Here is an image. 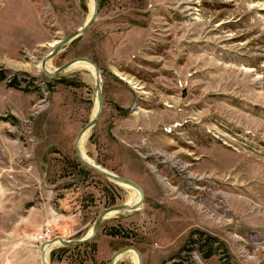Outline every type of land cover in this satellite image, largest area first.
<instances>
[{
    "label": "rangeland",
    "instance_id": "374dc122",
    "mask_svg": "<svg viewBox=\"0 0 264 264\" xmlns=\"http://www.w3.org/2000/svg\"><path fill=\"white\" fill-rule=\"evenodd\" d=\"M98 2L46 69L96 63L104 107L82 153L145 197L47 261L109 264L132 245L143 264H264V0ZM92 6L0 0V264H42L48 239L81 240L103 209L139 200L74 146L98 109L95 71L41 69Z\"/></svg>",
    "mask_w": 264,
    "mask_h": 264
},
{
    "label": "water",
    "instance_id": "95a60500",
    "mask_svg": "<svg viewBox=\"0 0 264 264\" xmlns=\"http://www.w3.org/2000/svg\"><path fill=\"white\" fill-rule=\"evenodd\" d=\"M94 2V9H93V13L91 14V17L89 18V20L85 23V25L83 27H81L79 30H76L70 34H68L67 36H65L64 38L58 40V42L54 45V48L47 54L45 55V57L42 59L41 61V65H42V71H44L48 76H56L62 72H64L65 70H67L69 67H71L72 65H75L79 62H86L88 64L91 65V67L94 68L95 71V76H96V88H97V98H98V109L96 112V115L94 116V118L91 119V121L85 125L81 131H79V134L77 136L76 139V143H75V147H76V151L78 154L79 159L84 162L85 164H87L88 166L94 168L96 171L102 173L103 175L107 176L108 178L131 186L133 188H135L139 193H140V199L139 201L134 204V205H129L127 203L121 204V205H115L112 207H109L108 209H103V211L100 213V215L98 216V218L96 219L94 226L92 228L91 234H89L88 236H86L85 238L81 239V240H77V241H72V240H65L63 238L57 237L52 241H47L49 244L52 242H60L63 245L66 246H82L85 244L90 243L91 241H93L96 238V235H98L99 231H100V227H101V222L103 221V219L110 213H114L117 211H123V210H135L136 208H139L143 202H144V191L141 188V186L137 183H135L134 181L132 182V180L125 178V177H121L118 175H115L111 172L105 171L104 169L100 168L99 166L92 164L90 161L84 159V157L82 156L81 150L79 149V141L81 140L82 136L84 135V132L88 131L90 128H92V126H94L96 124V122L99 120V118L102 115V111H103V94L102 92V78H101V73L99 70V67H97L96 63L93 62L91 59L86 58V57H77V58H73L67 62H65L63 65H61L59 68H56V70L54 71H48L46 68L47 62L50 61L52 58L55 57V55H57L60 50L66 45L68 44L70 41H72L73 39L79 37L80 35L84 34L85 32H87L89 30V27H91L93 25V23L95 22L96 18H97V14H98V8H99V2L98 0H93ZM128 251H133L137 254L138 257V264H142V254L140 253V251L138 250V248H135V246H125L120 248L118 251H116L111 259L109 264H116L115 261H117V259L124 253L128 252ZM41 263L42 264H57V263H50V262H46L45 261V256L44 253H41ZM60 264V263H58Z\"/></svg>",
    "mask_w": 264,
    "mask_h": 264
},
{
    "label": "bare ground",
    "instance_id": "6f19581e",
    "mask_svg": "<svg viewBox=\"0 0 264 264\" xmlns=\"http://www.w3.org/2000/svg\"><path fill=\"white\" fill-rule=\"evenodd\" d=\"M93 9H94V6H92V12H90L91 14L93 13ZM90 15V14H89ZM58 42V41H57ZM56 42V43H57ZM55 45V44H54ZM75 66H79V67H81V66H85L86 68H90V70L92 71L93 70V72H94V69H93V67H91V65L90 64H88V63H86V62H79V63H77ZM41 67H42V65H41ZM46 69V68H45ZM48 70V69H47ZM89 131V130H88ZM88 131H86V132H84V135L82 136V138H81V140L79 141V149L81 150V153H82V146L81 145H83V142H84V140H85V138H86V135H87V132ZM82 156L84 157V159H86V160H88V161H90L92 164H95L92 160H90V159H88V157H86L85 156V154L84 153H82ZM96 165V164H95ZM126 186H128V185H126ZM134 195V194H133ZM137 196V195H136ZM135 196V197H136ZM137 199H138V196H137ZM139 199H140V197H139ZM139 201V200H138ZM137 201V202H138ZM137 202H135V203H127V204H129V205H134V204H136ZM110 214H112V213H110ZM110 214H108V215H110ZM92 231V230H91ZM91 231L88 233V235L89 234H91ZM87 235V236H88ZM54 240V239H53ZM50 241H52V240H50ZM57 242V241H56ZM56 242H52V243H48L47 241L46 242H44L43 244H42V247H41V249H40V251L39 252H43L44 253V256H45V261L46 262H48L47 261V257H46V255H47V251H49L50 249H51V247L56 243ZM136 256H135V259H136V261H135V259H134V262H135V264H138V257H137V254H135ZM60 264H67V263H60Z\"/></svg>",
    "mask_w": 264,
    "mask_h": 264
},
{
    "label": "trees",
    "instance_id": "16d2710c",
    "mask_svg": "<svg viewBox=\"0 0 264 264\" xmlns=\"http://www.w3.org/2000/svg\"><path fill=\"white\" fill-rule=\"evenodd\" d=\"M191 242H192L191 243L192 245L197 244L196 240L191 239ZM185 250L189 251L190 249L188 247H186ZM173 264H193V262L190 261L189 259H186V258L180 256V257L176 258V260L174 261Z\"/></svg>",
    "mask_w": 264,
    "mask_h": 264
},
{
    "label": "crops",
    "instance_id": "0c3cea01",
    "mask_svg": "<svg viewBox=\"0 0 264 264\" xmlns=\"http://www.w3.org/2000/svg\"><path fill=\"white\" fill-rule=\"evenodd\" d=\"M47 241H50V239H48ZM128 252H131V251H128ZM128 252H126V253H128ZM126 253L122 254L121 256L125 255ZM121 256H120V257H121ZM130 256H131V255H130ZM120 257H119V258H120ZM142 260H143V258H142ZM142 260H141V261H142ZM117 261H118V259H117ZM142 264H143V261H142Z\"/></svg>",
    "mask_w": 264,
    "mask_h": 264
},
{
    "label": "flooded vegetation",
    "instance_id": "af4514ba",
    "mask_svg": "<svg viewBox=\"0 0 264 264\" xmlns=\"http://www.w3.org/2000/svg\"><path fill=\"white\" fill-rule=\"evenodd\" d=\"M140 208V207H139ZM138 208H136L135 210H137ZM130 246H132V245H130ZM136 248V247H135ZM131 252H133V251H131Z\"/></svg>",
    "mask_w": 264,
    "mask_h": 264
}]
</instances>
